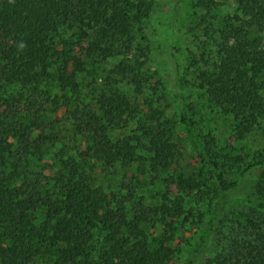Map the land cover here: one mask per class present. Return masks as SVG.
Masks as SVG:
<instances>
[{
  "label": "trees",
  "instance_id": "obj_1",
  "mask_svg": "<svg viewBox=\"0 0 264 264\" xmlns=\"http://www.w3.org/2000/svg\"><path fill=\"white\" fill-rule=\"evenodd\" d=\"M223 1L233 12L222 0H190L196 94L178 93L175 111L184 152L150 101L157 90L142 60L155 0H0V264H172L184 245V264H196L210 241L203 264H264V148L246 161L238 147L264 131V0ZM112 60L105 83L84 95L80 77L106 73ZM215 117L231 122L225 147L203 127ZM64 121L82 151L58 147ZM89 162L115 190L97 185ZM133 167L153 179V201ZM255 173L254 199L232 200ZM233 206L243 209L220 215ZM230 227L223 246L216 236Z\"/></svg>",
  "mask_w": 264,
  "mask_h": 264
},
{
  "label": "rangeland",
  "instance_id": "obj_2",
  "mask_svg": "<svg viewBox=\"0 0 264 264\" xmlns=\"http://www.w3.org/2000/svg\"><path fill=\"white\" fill-rule=\"evenodd\" d=\"M222 3L224 14L233 12L234 6L232 2L222 0ZM190 6V0H155V10L148 20L144 31L146 40L143 43L144 46L140 47L147 55V59H142L146 63L144 68L146 78L150 80L152 86L154 85L155 87L154 89L157 90L154 94L152 91L149 92L150 101L154 103L155 107L165 112L167 118L171 119L174 123L176 134L178 135L179 133L182 138L178 139L177 143L184 152L187 147L185 142L186 138L185 135H183V128L179 124V118L175 111L178 105V93L186 97L191 95V93L196 94V90L193 87L195 70L190 68L189 62L190 59H192V54L198 52L196 43L194 42V34L197 31V26ZM116 64L117 61L115 60L109 61L106 64L107 74L102 71L92 76L89 74L82 75L80 81L83 94L87 95L91 92L94 87L93 82L95 79H98V84L94 89L102 86L106 81V77ZM123 85H125V82ZM44 89H49L53 95L60 93L59 89L56 87H45ZM125 91L133 101L145 103L144 98L147 95H143V97L139 96L138 98L134 90L128 86H126ZM147 109V105L144 104L142 110L145 112ZM209 122L210 125L202 126L205 127L207 132L212 131L214 133L219 140V146H227L232 135L231 122L221 117L212 118ZM59 127V148L67 149L71 154L80 152L85 148L84 140L74 135L73 129L69 123L66 121L61 122ZM238 147L239 149H245L242 151L241 155H243L246 161L249 160L253 152L264 148V131L257 130L253 132L247 137L246 141L240 143ZM52 151L53 153L57 152V150L54 149ZM180 165L183 166L182 168H191L186 157L181 159ZM85 168L96 179L97 185L104 186L106 189H116L117 182L115 178L109 173H106L99 163L89 162ZM148 170V164H146V167L143 166V171L148 172ZM130 177L140 182L141 193L153 201L152 198L155 196V187L152 183L153 179L147 174H142L136 167L132 168ZM163 177L164 176H161L160 179L162 180ZM258 177L259 173L253 174L245 184L232 195V200L241 201L242 204L244 201L253 200V187ZM250 206L245 204L246 208ZM229 209L230 207L225 208L220 212V215L223 217L227 213L226 215L230 216L233 211L237 212L238 209L242 210L243 207L233 206L230 210ZM232 222H235L234 218L229 221V224ZM204 229L205 227L203 226L198 231L195 230L192 234H189V237H187L188 244H193ZM231 229V227L223 229L221 232L222 234L216 236L219 243L222 240L223 246L228 242V236H230L229 231H231ZM212 243L211 241L209 242L206 252L197 258L196 264H203V260L214 255V252H212L214 250V247L212 248L211 246ZM188 250H190V248L184 245L183 254L172 264H184Z\"/></svg>",
  "mask_w": 264,
  "mask_h": 264
}]
</instances>
